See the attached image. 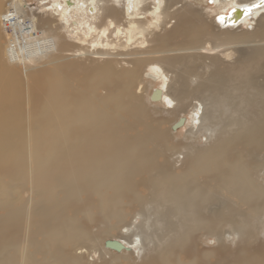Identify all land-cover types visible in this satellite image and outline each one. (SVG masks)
<instances>
[{"label": "bare ground", "instance_id": "bare-ground-1", "mask_svg": "<svg viewBox=\"0 0 264 264\" xmlns=\"http://www.w3.org/2000/svg\"><path fill=\"white\" fill-rule=\"evenodd\" d=\"M26 1L0 0V264H264V0H42L51 29Z\"/></svg>", "mask_w": 264, "mask_h": 264}, {"label": "rangeland", "instance_id": "rangeland-1", "mask_svg": "<svg viewBox=\"0 0 264 264\" xmlns=\"http://www.w3.org/2000/svg\"><path fill=\"white\" fill-rule=\"evenodd\" d=\"M6 1H8V0H6ZM41 1L42 0H27L26 1V4H29L35 10V12H31L29 15H26V17L29 18L30 20H33L38 29H42V28L51 29L52 25L54 24L52 21L53 17L48 12L45 14V12H46L45 8L39 3ZM49 1H52V0H49ZM205 2L206 1H203V3H200V4H203L204 6H206L207 4ZM4 7H5V5H4ZM37 7H39V8H37ZM197 8L200 9V7H197ZM176 44L177 43L172 42V45H176ZM169 47L170 46L161 47V48H169ZM72 50H74L73 45L61 44L60 52L65 54L64 56H66ZM61 63L62 62H60L59 64H61ZM79 66L83 68L81 75L86 76V75H92V71H93V68L95 65H92L91 63L86 62L83 64H79ZM34 93L35 92L31 88L28 89L27 87L20 84V88L18 89V93H17V103L15 105V109L17 108V111L22 112L23 113L22 117H24V118H25V110L27 109L26 104L28 102H30V109L31 110H40V108L33 106L35 104V102H33V103L31 102L32 99L35 100L34 99ZM0 94H1V92H0ZM160 111H161L160 109L152 110V112H160ZM0 116L1 117L7 116V112L2 108L1 105H0ZM24 135L25 136L27 135V123H25V122L18 123L17 134L15 135V137H13L11 139V141L20 143L22 146H24L23 143L27 142V138L24 137ZM179 138L183 139V137H179ZM17 143H15V144H16V147L19 151V150H21L22 147H21V145H19ZM5 184L11 188V190L7 193H4L7 191V187ZM16 191H17L16 183L5 179L2 176V173H0V196H1V199L2 200H12L13 198H15L16 201L20 200V202L22 204L23 196L21 195V197H19V199H16ZM20 192H21V189H20ZM125 211L130 214L129 219L132 220L134 224H139L143 221L142 217L140 215H136L137 212H133L130 206H128L125 209ZM263 213H264V211H263ZM134 216H136V218L133 219ZM105 221L106 220H104V219H100L99 221H97L98 226H90L91 231L95 235H99L100 233H102L104 230L107 229ZM211 240L212 239H210V238H208V239L202 238V240H200L198 243V244H200L199 248L203 249L205 246L209 247V245H211V242H210ZM263 241H264V228H262L260 230V234L258 235V237L256 239V243L258 245H260ZM83 246L84 245H82L81 247H83ZM114 264H118V262H116Z\"/></svg>", "mask_w": 264, "mask_h": 264}, {"label": "water", "instance_id": "water-1", "mask_svg": "<svg viewBox=\"0 0 264 264\" xmlns=\"http://www.w3.org/2000/svg\"><path fill=\"white\" fill-rule=\"evenodd\" d=\"M184 123H185V119L181 118L176 124H174L173 129L174 130L180 129ZM105 246L116 252H121L126 249L124 245L118 241H106Z\"/></svg>", "mask_w": 264, "mask_h": 264}]
</instances>
